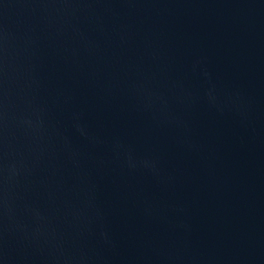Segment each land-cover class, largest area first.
<instances>
[{
	"label": "water",
	"instance_id": "obj_1",
	"mask_svg": "<svg viewBox=\"0 0 264 264\" xmlns=\"http://www.w3.org/2000/svg\"><path fill=\"white\" fill-rule=\"evenodd\" d=\"M0 264H264V0H0Z\"/></svg>",
	"mask_w": 264,
	"mask_h": 264
}]
</instances>
